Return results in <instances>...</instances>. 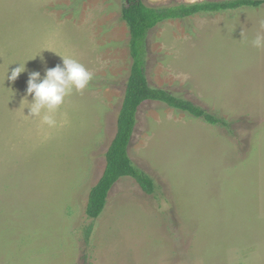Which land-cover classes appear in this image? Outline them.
I'll list each match as a JSON object with an SVG mask.
<instances>
[{
  "label": "rangeland",
  "instance_id": "1",
  "mask_svg": "<svg viewBox=\"0 0 264 264\" xmlns=\"http://www.w3.org/2000/svg\"><path fill=\"white\" fill-rule=\"evenodd\" d=\"M200 1L230 0H143ZM123 4L0 0V264H264V49L250 43L264 33V4L148 31V83L228 126L142 102L128 155L155 192L120 177L102 213L86 216L130 72ZM59 55L77 59L93 79L66 98L50 129L24 116L22 100L32 101L29 73L43 77L62 64ZM16 62L26 71L9 81Z\"/></svg>",
  "mask_w": 264,
  "mask_h": 264
},
{
  "label": "trees",
  "instance_id": "2",
  "mask_svg": "<svg viewBox=\"0 0 264 264\" xmlns=\"http://www.w3.org/2000/svg\"><path fill=\"white\" fill-rule=\"evenodd\" d=\"M262 4H264V0H230L176 3L154 7L145 4L143 0H124L121 17L128 26L131 66L117 116L116 132L105 152V168L102 176L91 186L88 193L85 207V214L88 218H97L102 213L108 192L120 177L133 178L146 194L155 192L153 179L139 170L128 155V145L136 124V112L142 102L146 100L159 101L193 117L201 118L207 123L228 126L227 121L223 118L187 99L175 96L165 89L153 87L148 83L145 74L147 53L145 40L148 31L169 19H183L198 13L215 12L240 6L258 7ZM91 229L92 226L89 225L85 230L86 236L90 234Z\"/></svg>",
  "mask_w": 264,
  "mask_h": 264
},
{
  "label": "clouds",
  "instance_id": "3",
  "mask_svg": "<svg viewBox=\"0 0 264 264\" xmlns=\"http://www.w3.org/2000/svg\"><path fill=\"white\" fill-rule=\"evenodd\" d=\"M260 23L264 24V20ZM250 43L254 48L264 49V33H258ZM60 57L62 64L46 68L43 77L39 71L29 73L26 97L31 95L32 101L29 103L26 98L22 100L26 102L25 107L29 110L28 115H23L39 118L41 125L50 129L58 126L55 113L64 104L66 98L74 91L82 92L93 79V73L77 59ZM25 62L23 64L16 62L19 66L12 69L10 75H7L8 66L5 78L9 81H15L21 73L26 71Z\"/></svg>",
  "mask_w": 264,
  "mask_h": 264
}]
</instances>
